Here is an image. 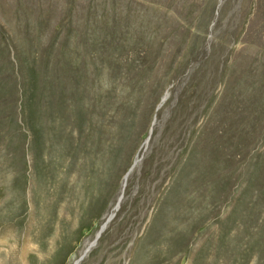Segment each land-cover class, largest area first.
Listing matches in <instances>:
<instances>
[{"label": "rangeland", "instance_id": "1", "mask_svg": "<svg viewBox=\"0 0 264 264\" xmlns=\"http://www.w3.org/2000/svg\"><path fill=\"white\" fill-rule=\"evenodd\" d=\"M51 86L101 147L55 212L29 181ZM2 261L264 264V0H0Z\"/></svg>", "mask_w": 264, "mask_h": 264}, {"label": "bare ground", "instance_id": "2", "mask_svg": "<svg viewBox=\"0 0 264 264\" xmlns=\"http://www.w3.org/2000/svg\"><path fill=\"white\" fill-rule=\"evenodd\" d=\"M65 75L68 76V77H71V73H69V72H67ZM52 86L50 88V91L48 90L49 92H51V95L49 96V97H51V99L47 103L48 106H49L48 107L49 108V110H48L49 112H47L48 113L47 117L49 118V121H50V127H46V128L44 127L45 130H43V131L45 133L43 134V136H42L43 138L42 139L40 138V136L37 135L38 131H37V133H36V131H34L33 134H31L32 135L31 138H32V141H33V159H32L33 163H31V164H33V169L31 168L32 169V173L29 176V181H30V183H31V185L33 187L32 188L33 189L32 190L33 197L31 198V202L32 203L30 202V204H34V202H36V201H34V199L37 198V197H35L37 191L38 192L42 191L43 192L42 195H44L45 197H50V196L54 195V193L57 192L58 190L60 191L62 189V191H65L67 189V193L63 194L62 196L59 195L60 198L59 199L57 198L58 199L57 202H56L57 204L53 205L54 212H55L58 209L57 207H59L60 204L62 202H64L66 199L74 201V207H76V209H77V207L78 206L80 207V205L82 204V202H83L82 200H86V198L91 194V193L87 192V190L85 189L84 186H83L84 188L82 189L83 191L81 190V192L78 193V194H77V191H76V189H78V187H76V185H75L74 189H70V187H71L72 183H76L78 181V177H81V176L83 177V176L86 175V173H84V171H86V170H84L81 166L77 165V163H78L77 160H78L80 154L82 155L80 157H82L83 160L86 159V158H89L88 160L84 161L85 164H87L89 162H92L93 165H94V164H97V162H99V161H96L95 157H93L94 156V152L98 151V153H96V154H98V155L100 154L101 155V151H100L101 147L98 144L99 146L96 149V144L93 141L91 142L89 140V137H93V139H94V136H95V132H94L95 131V126H94L95 118H94V120L91 119L92 117L89 118L90 112H88L84 108H83L84 109L83 110V109H81L79 107V104H80L79 99L80 98H79V96H76L77 92L74 95V99H72L70 97L71 95L68 96V97H70V99L72 101L69 100V99L68 100L71 101V103H73V105L70 104V105H72V107H74L73 114L72 115H66L65 117L62 118V116L64 114V110L67 107V105L64 107L65 103H63L59 107L55 106V97L57 95V93H56L57 91L54 92L53 91L54 88H52ZM63 91H64V93H63ZM63 91H62L61 94H59L60 96H59L58 99L67 98L66 97V92L67 91L66 90H63ZM86 91H88V90H86ZM71 92H73V91L71 90ZM63 101H65V100H63ZM67 104H68V102H67ZM90 107H91V104H90V106L87 109H90ZM91 115H92V113H91ZM56 118H58L59 120L57 119V121H56ZM72 118H75L76 122H73ZM34 120L36 121V118ZM97 128H98V126H97ZM35 129H33V130H35ZM83 130L85 132V136H86V139H87V141L85 142L86 143V152L84 151L85 150L84 144H81V142H83L82 141ZM100 133L102 134V132H100ZM100 136L102 137V135H100ZM88 143H89V146L87 147ZM87 148H89V150H87ZM113 151H117V150H113ZM118 152H120V151H118ZM86 153L88 154L87 157L85 156ZM112 153H114V152H112ZM112 153H111V155H112ZM121 156H118V157L120 158ZM115 157H116V155H115ZM81 161H82V159H81ZM106 161H109V160H106ZM99 164H100V167H103V165H104L103 161L101 163H99ZM22 166H21V164L19 165V167H22ZM67 166H68L67 171L65 173H63L62 168L63 167H67ZM89 166H90V164H89ZM16 167H17V165H16ZM20 170H23V167ZM17 172H19V171H17ZM74 175H76V176L73 177ZM91 176H92V173H91ZM21 179H22V177H21ZM127 181H128V177H126L124 183L126 184ZM95 182H97V180ZM48 183L51 184L50 187L48 186ZM80 184H82V183L80 182ZM90 184H91V182H90ZM91 187H94V186L91 185ZM22 188H20V189H22ZM24 188H26V187H24ZM81 188L82 187H80L79 189H81ZM90 188L89 189L87 188V189L88 190L93 189V188H91V189ZM21 193H23V192H21ZM25 193H26V191H25ZM30 197H31V195H30ZM14 201L16 203V207H17V211H18L19 215H24L25 210H27L26 208H29V206L27 207L28 204L26 205V202L19 195L16 197V199H14ZM34 207H36V206H34ZM38 208H41V207L38 206ZM45 212H47V211H45ZM112 216H113V213L109 216L108 219H110ZM19 217H21V216H19ZM11 226L13 228H15V229H16V227H18L17 225L15 226V224L14 225L12 224ZM9 234H10V232H9ZM0 264H7V263L2 261Z\"/></svg>", "mask_w": 264, "mask_h": 264}, {"label": "water", "instance_id": "3", "mask_svg": "<svg viewBox=\"0 0 264 264\" xmlns=\"http://www.w3.org/2000/svg\"><path fill=\"white\" fill-rule=\"evenodd\" d=\"M99 237H100V235L98 236V239H99ZM97 241H98V240L96 239L95 244L97 243ZM89 249H90V248H89ZM81 259H82V258H81ZM81 259H80V261H81ZM80 261H79V262H80ZM79 262H78V263H79ZM78 263H77V264H78Z\"/></svg>", "mask_w": 264, "mask_h": 264}]
</instances>
